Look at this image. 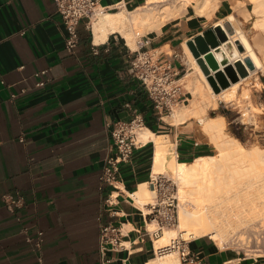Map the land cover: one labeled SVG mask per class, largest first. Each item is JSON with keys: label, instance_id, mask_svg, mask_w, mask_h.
<instances>
[{"label": "crops", "instance_id": "crops-1", "mask_svg": "<svg viewBox=\"0 0 264 264\" xmlns=\"http://www.w3.org/2000/svg\"><path fill=\"white\" fill-rule=\"evenodd\" d=\"M142 2L99 0L112 12ZM206 29L203 18L190 14L173 27L164 24L144 34L142 48L161 58L168 47V58L182 72L177 48ZM92 33L83 21L79 43L69 51L54 0H0V264L156 260L150 203L142 207L131 196L142 184L152 188L155 141L149 138L133 151L112 187L101 180L112 142L108 120L128 119L135 108L144 114L146 128L174 144L170 153L179 161L209 153L188 124L159 116L131 68L136 48L118 32L101 43ZM6 194L20 201L10 207ZM109 222L118 244L103 241L102 226ZM180 243L209 264H264L207 235L182 237Z\"/></svg>", "mask_w": 264, "mask_h": 264}, {"label": "bare ground", "instance_id": "bare-ground-1", "mask_svg": "<svg viewBox=\"0 0 264 264\" xmlns=\"http://www.w3.org/2000/svg\"><path fill=\"white\" fill-rule=\"evenodd\" d=\"M222 1L145 0L142 6L131 11L125 7L114 12L103 11L93 18H96L93 23L91 22L94 42L101 43L110 33L118 32L134 48L138 46L134 38L135 27H140L144 32L159 31L164 22L172 19L176 13H186L189 7L193 9L195 15L210 18L212 12L221 6ZM251 1L254 4L252 11L246 9L242 0L231 3V6L234 12L242 15L243 22L249 21L254 12L255 35L250 39L238 24L234 12L227 14L226 19L215 22L214 25L220 26L227 38L200 54V58L208 62H205L209 65L207 73L197 62L187 42L183 41L181 54L194 68L192 75L188 77L193 98L190 104L177 108L170 115L173 123H183L192 116L202 118L209 106L213 108L218 106V99L234 100L237 91H240L243 98H252L251 89L254 83L248 80L251 67L264 70V0ZM225 22L230 23L232 32L225 26ZM222 53L226 54V61L222 58ZM208 55L214 60L215 67L210 63ZM242 71L245 72L244 75ZM212 78L213 80L218 78L222 84L220 91L213 90L210 83ZM255 84L261 85L260 82ZM205 90H209L210 94L205 93ZM225 126L223 115L205 119L200 129L208 136L219 154L202 155L189 162L179 161L176 156L168 158L167 146L172 143L167 145L168 142L161 135L153 133L146 127L138 132L140 142L149 138L155 141L154 175L170 171L179 186L180 209L177 228L165 227L161 235L155 237L154 246L159 252L158 258L147 264H180L178 250L161 251L168 248V245L178 237V233L187 237L209 235L223 244L228 231L247 223L248 214L255 202L253 200L257 197L262 199L264 224V146L246 148L237 137L226 132ZM152 189L148 184H142L140 190L131 196L137 204L144 207L145 204L154 202L156 191ZM151 227V231L155 230L156 223L155 228L153 224Z\"/></svg>", "mask_w": 264, "mask_h": 264}, {"label": "built area", "instance_id": "built-area-1", "mask_svg": "<svg viewBox=\"0 0 264 264\" xmlns=\"http://www.w3.org/2000/svg\"><path fill=\"white\" fill-rule=\"evenodd\" d=\"M57 10L65 27V45L69 51H73L79 43V26L84 21L86 26H91L92 19L100 12L107 11V7L99 4V0H54ZM93 34V33H92ZM144 35L136 32V54L131 60V68L135 76L146 89L154 107L161 118L171 115L174 108L185 100L180 82L181 68L168 58L170 54L163 57H154L148 50L142 48L147 43L143 40ZM41 81L38 85H43ZM15 96V95H13ZM107 127L111 136L110 154L105 159L101 180L112 187H116L120 166L130 159L133 151L141 145L138 140V132L146 127V119L142 112L132 108L128 119L108 120ZM197 144V143H196ZM150 186L156 191L154 202L149 204V214L156 223V229L150 232L159 236L165 227L173 226L178 221L179 199L175 192V182L165 173H157L151 176ZM113 191L108 199L112 206L114 201ZM5 199L10 207L20 200L11 194H6ZM116 227L112 222L102 226V237L104 242L112 245L118 244V238L114 232ZM177 237L173 242L161 251L167 249L178 250L180 264H209L198 252L186 250ZM38 245V244H37ZM157 252V251H155Z\"/></svg>", "mask_w": 264, "mask_h": 264}, {"label": "rangeland", "instance_id": "rangeland-1", "mask_svg": "<svg viewBox=\"0 0 264 264\" xmlns=\"http://www.w3.org/2000/svg\"><path fill=\"white\" fill-rule=\"evenodd\" d=\"M236 1L237 0H223L220 4L221 6H219L218 8L215 9V11L212 12V17L207 18L206 16H200L205 21V27L207 29L208 28L214 29V33L216 34V37H217L219 43L222 40H221L219 34H217V32L215 31V29L218 26H215L214 24H215V22H217L223 18L226 19V15L229 14L230 12H234V10L232 9L231 3H235ZM242 1L245 2L246 9H248L250 11L253 10L254 4L251 0H242ZM142 3L144 4L145 0H143ZM143 4H141V6ZM224 5H225V7H224L225 10L222 12V14L218 13L217 10L220 9V7L222 9V7ZM131 10H133V9H129V11H131ZM234 13L236 15L238 24L240 26H242L245 33L250 37V39H252V37L255 35V32H256V29L253 26L254 22L256 20V15H254V12H252V15L250 16V20L244 21V22H243L242 15L238 14L237 12H234ZM190 14H195V12L193 11V9L191 7H189V11H187L186 13H180V14L176 13V15L172 19L164 22V24H166L169 27H173V26H175V24H178L180 22V20L184 19L185 17H187ZM95 20H96V18L92 20V23ZM142 30L143 29H141L140 27H135L134 28V38H136V36H135L136 32H140L143 35L151 32V31L144 32ZM134 48H137V47H134ZM167 51L169 52V54L171 53V51L169 50L168 47H167ZM177 52L179 53L180 62L182 63V65H184V70L181 72V77L183 79H181L180 82L182 83V86H183V92H184L183 96L185 97V100L181 101L174 108L173 112L175 110H177V108H179L183 105L190 104L191 99L193 98V94L191 93V90L189 88L188 77L192 75V71L194 68L192 67V64L190 62H188L185 59V57H183V55L181 54V46H179L177 48ZM222 58L224 60L225 59L227 60L225 53H222ZM203 62L205 64V62H207V61L203 60ZM205 66L209 70V68L207 67L209 65L205 64ZM250 71H251V73L248 77V80L252 81V83H254L253 87L251 89L252 98L243 99L240 97L239 91H237L236 97L234 98V100L229 101V100H225V98H221V99H218V106L217 107L213 108L212 106H209L207 108V112H206L204 117L198 118V117L192 116L187 121H185L183 123H179V125L188 124L192 128V134L194 135V137H196V139L200 143L206 144L209 147V150H208L209 153L203 154V155H217V154H219L217 148L210 142V139L208 138V136L206 134H204V131L201 130L202 129L201 128L202 122H204L205 119L209 118L210 116L214 117L216 115H223L224 116L225 122H226V126H225L226 132L229 135L237 137L243 143V145L246 148H252L255 145L264 146V70H261L257 67H251ZM260 78L262 81L261 85H256L255 83H257V82L255 80H260ZM211 80L212 81H210V83H211L213 90L215 92L220 91V87H222V84L220 83L218 78H216L215 80H213V78H212ZM215 84H216V86H215ZM217 84H218L219 88H217ZM255 86H258V88H261V89L260 90L259 89L254 90L252 93V90L254 88L256 89ZM205 93L210 94L209 90H205ZM199 96L201 98V95H199ZM256 97L259 100V104H261L262 108H259L256 105ZM236 104L241 106V108H235ZM247 104H248V106H247ZM245 107H247L246 110L249 111L250 113H249L248 117L244 118L242 110ZM165 120H167L168 122H172L170 120V115L166 116ZM176 124H178V123H176ZM167 142H168L167 143V145H168L170 143V140H168ZM167 147H168L167 148V157L173 158L174 155L171 154L170 151H171V148L174 147V145L169 144ZM175 158L177 159V157H175ZM192 160H193V158H191V161ZM180 161H182V160H180ZM165 174L175 182V192H176L177 197H178V189H179L178 188L179 187L178 182L176 181L174 175L171 174L170 171H168V172L166 171ZM155 196H156V192H155ZM259 198L260 197H257V198H255L256 200L255 199L253 200V201H255L254 204L252 205L253 209L250 212V214H248L249 219H248L246 224H243V226L241 225L242 227L239 226L238 228H236L237 230L234 229L233 231H228L226 233L225 241L223 244L219 243L218 240H215V241L218 243V245L220 247L225 248L226 250H231L232 252H236L237 254H239L241 256H249L252 259L256 258L259 261H262L264 263V224H262L263 223L262 222V220H263L262 219L263 218V216H262L263 215L262 214L263 213L262 205L263 204H262V199L260 198L261 199L260 200ZM154 200H155V198L153 199V201ZM255 203H256V205H255ZM250 204H251V202H250ZM179 209H180V205L178 206V214H179ZM178 223H179V220H178ZM178 223L173 225V226H169L167 228H177ZM153 228H155V225ZM177 236L179 237V236H181V234L178 233ZM207 236H209V235H207ZM182 237L186 238V239L192 238V237H187L185 235H183ZM158 253H159L158 251L155 252L154 257L157 256V258H158ZM177 257L179 259L178 252H177ZM179 263H180V260H179Z\"/></svg>", "mask_w": 264, "mask_h": 264}, {"label": "water", "instance_id": "water-1", "mask_svg": "<svg viewBox=\"0 0 264 264\" xmlns=\"http://www.w3.org/2000/svg\"><path fill=\"white\" fill-rule=\"evenodd\" d=\"M225 26L228 28L230 32L233 31L231 25L229 22H225ZM217 34H219L221 40H225L226 36L224 32L222 31V28L219 26L215 29ZM219 44V41L216 37V34L214 33L213 28H208L206 30H203L198 35L194 36L190 40L187 41V45L190 47L191 51L193 52L194 56L197 59V62L200 64L201 68L207 73V68H205V64L203 60L200 58L201 53L207 52L210 47L216 46ZM208 59L213 67L216 66L214 63V60L212 59L211 55H208ZM244 71H242V75H244ZM233 80H235V77H233ZM225 85V84H224Z\"/></svg>", "mask_w": 264, "mask_h": 264}, {"label": "trees", "instance_id": "trees-1", "mask_svg": "<svg viewBox=\"0 0 264 264\" xmlns=\"http://www.w3.org/2000/svg\"><path fill=\"white\" fill-rule=\"evenodd\" d=\"M260 80H261V78H260ZM254 90H258V89H255V88H254V89L252 90V93H253ZM253 95H254V94H253ZM256 105H257L259 108H262V107H261V104H259V100L257 99V97H256ZM190 161H191V160H190Z\"/></svg>", "mask_w": 264, "mask_h": 264}]
</instances>
